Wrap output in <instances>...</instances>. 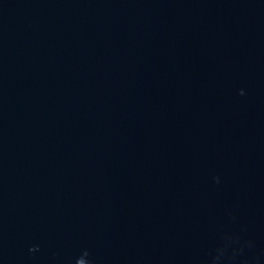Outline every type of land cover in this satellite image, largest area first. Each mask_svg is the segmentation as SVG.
I'll list each match as a JSON object with an SVG mask.
<instances>
[{"label":"water","instance_id":"1","mask_svg":"<svg viewBox=\"0 0 264 264\" xmlns=\"http://www.w3.org/2000/svg\"><path fill=\"white\" fill-rule=\"evenodd\" d=\"M0 264H264V0H0Z\"/></svg>","mask_w":264,"mask_h":264}]
</instances>
